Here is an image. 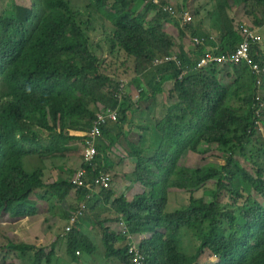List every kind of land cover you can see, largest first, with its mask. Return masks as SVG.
<instances>
[{
	"label": "trees",
	"instance_id": "trees-1",
	"mask_svg": "<svg viewBox=\"0 0 264 264\" xmlns=\"http://www.w3.org/2000/svg\"><path fill=\"white\" fill-rule=\"evenodd\" d=\"M108 1L96 0L93 6L127 37V41L122 43L129 58L153 63L156 58L176 53H170L176 44L161 29L168 23V17L176 19L179 27L182 18H174L166 12L164 17L159 15L153 20L146 19L144 13L139 12L146 0H114L112 4ZM229 1L217 0L220 11L228 8ZM42 4V14L37 17L38 24L27 36L22 27L35 18L31 6L16 4L8 17L0 18V88L3 89L0 94V216L20 192L28 195L44 186L41 171L32 174L26 171L28 158L39 155L41 159L47 160L72 155L73 149L66 145L68 140L63 146L54 142L49 145V140L55 135L59 136L58 133L62 131L66 132V129L81 132L91 129L98 114L90 108L91 103L107 101L109 106L104 112L119 107V81L100 72L98 56L80 23L85 13L72 11L67 0H43ZM165 4H154L153 8L163 7L164 10ZM175 6L180 13L187 10L186 7ZM261 24L263 21L258 23ZM188 28L193 36L202 38L196 33L193 23ZM181 31L186 35V31ZM220 36L216 52L233 51L241 40L238 30L234 29L229 19H226ZM203 49L202 46H196L190 55L181 49L179 54L174 55L183 65H187L198 59ZM255 54L253 51V61L264 67V60ZM228 66L232 67L235 75H241L240 65ZM242 66L245 71L249 70L247 64ZM202 70L189 73L184 81H179L177 66L170 62L143 71L145 87L138 85L141 78L133 81V92L130 91L121 105L118 122L121 126L132 113L141 110L139 102H134L137 94L135 89L141 92L140 103L161 93L166 81H176V86L192 92H187L185 105H174L168 109L169 117L163 122L162 128L157 129L159 148L125 140L130 146L125 145L127 156L136 164L133 174L139 182L154 187L153 197L143 193L135 201L128 202L119 196L112 199L111 206L127 222L130 234L155 237L139 246L146 257V264H194L204 250L214 254L220 261L218 264H264V170L247 160L242 161L246 166L243 169L235 160L238 152L243 154L244 145L251 137L261 135L264 130V95L255 94L256 76L253 73V77L249 74V79H244L243 74L239 83L229 90H223L211 81L203 87H193L195 78L201 80L202 76L197 75V72ZM158 77L160 81L154 88L152 81ZM199 88L200 91L197 90ZM222 92L229 96L243 92L247 111L240 114L224 104ZM257 97H260V101ZM198 101L201 105H198ZM212 108L214 112H210ZM188 111H192V115ZM138 128L142 141L145 139L142 129L145 128ZM108 130L104 129L102 144L98 146V158L102 162L96 165L94 174L104 169V163H109L107 151L117 142L115 138L111 140V146L105 144ZM45 136L49 138L46 142L43 140ZM70 139L76 138L71 136ZM77 139L84 140L83 137ZM210 144H216L220 152L226 155V163L216 169H208V164L198 167L181 164L187 150L188 153L198 154ZM228 148L231 150L230 155L225 152ZM176 175L177 179L167 183V179ZM207 179L216 182L213 183L216 189L206 193L215 196L216 201L207 202L206 198L191 197L188 206L164 214L166 200L161 197L160 187L184 192L189 184L197 186ZM239 179L243 186L252 188L261 200L245 205L237 218L234 211L220 212L217 204L219 192L226 187H234L233 181ZM62 184L64 186L54 183L52 188L53 191H64H55L63 198L73 184L66 180ZM229 191L240 197L238 188L229 187ZM105 193L106 200L113 197L110 191ZM50 196L53 197V194ZM23 211L36 212L35 216L38 215L32 209ZM222 222L226 223L225 228L221 227ZM196 228L200 249L196 255L188 257L182 250V232L187 229L191 233ZM99 230L103 236L106 259L132 264L128 249L116 250L118 239L101 224ZM68 239L67 254L74 263L77 262L78 251L87 255L94 253L92 245L79 231L74 230ZM11 249L17 253L35 250L33 247L17 245H12ZM46 249L37 251L36 260H45L50 264L55 255V244Z\"/></svg>",
	"mask_w": 264,
	"mask_h": 264
},
{
	"label": "rangeland",
	"instance_id": "rangeland-1",
	"mask_svg": "<svg viewBox=\"0 0 264 264\" xmlns=\"http://www.w3.org/2000/svg\"><path fill=\"white\" fill-rule=\"evenodd\" d=\"M67 1H69L72 11L85 13L81 18L80 23L91 40L92 45H90L93 48V51L98 56L100 72L104 75L110 76V78L118 79L120 83L127 81L131 84L130 91L133 92V81L139 79L138 75L140 73L153 67L152 61L148 62L147 60H141L137 62L135 58L128 57L123 49L122 43V41H127V37L93 6V3L96 0ZM42 2L43 0H0V18L8 17L9 14L14 11L16 4L31 6L34 9L35 18L22 27V29H24V35L27 36L38 24L37 17L42 14ZM162 2L166 3L165 5H172L174 7H176L175 5H177V7H186V11H188L193 17L192 23L195 27L196 33L200 37L209 39L211 31H214L213 35H218L222 32L226 17L224 13H222L223 11H220L217 0H157V2L146 0L140 6L139 12H143L146 19L148 18L150 20L156 19L159 15L164 17L166 12L163 10V7L159 9L153 8L154 4L161 5ZM108 3L112 4L114 3V0H109ZM166 20L168 23L163 29H161V31L176 44L170 53L176 52L174 54L177 55L180 53L177 46L183 39H185L183 36L186 37V35L181 31L176 19L168 17ZM206 20L209 22V29L205 24ZM260 46L261 45H259V47ZM256 52L257 50L254 51V53ZM239 68L241 69L240 76L235 75L230 66L215 67L213 69L204 68V70L197 72V75L202 76L201 80L199 81L195 78V82H193L192 86L200 85L203 87L205 83L211 81L217 83L223 88V90H229L233 85L239 83L238 80H240V77L243 74L245 75L242 76L244 79H249V74L253 77L250 69L245 71L242 65L239 66ZM233 74L235 76H233ZM242 82H244V80H242ZM247 82H249V80ZM263 85L264 76L260 77L259 81L256 78L255 94L259 93L261 97L264 95L262 92ZM174 89H176L175 95L165 91V93L163 92L161 94L162 96L155 95L152 99L144 101L145 103L141 104V110L132 113V116L128 118L125 128L123 126L122 129H111L114 133L111 138L108 140L104 138L105 144L110 146L111 140L117 138L116 145L113 146V149L111 148L107 151V158L110 161L113 160L112 164L106 162L104 163V167L113 177L111 189H116L119 195H123L128 202L135 201V198L143 193H147L150 197H153L154 187L146 186L145 183H141L136 179V176L133 174L136 166L135 161H131L132 159H124L127 154L125 145L128 146L127 141L125 140L127 139L130 143L135 141L136 144L140 143V145L146 146L154 145L155 148H159L158 142L160 138L157 129H161L163 122L169 117L168 109L174 105H185L188 100L187 92H192L183 88L181 89L178 86ZM197 90L200 91V88ZM2 91L3 89L0 88V94H2ZM222 95L224 104L226 103L228 107L235 110L237 113L242 114L247 111L243 92L239 95L232 96L222 92ZM197 103L198 105H201L199 101ZM1 106L2 105L0 104V107ZM108 106L107 101L90 104V108L95 113L103 112ZM156 106L163 107V111H158V108L155 110L154 108ZM210 112H214V108L210 109ZM188 113L192 115V111H188ZM117 125L118 127L121 126L120 123ZM138 127L145 128L142 129V134L145 135V139L142 141L139 139L141 131ZM80 134V130L66 129V132L62 131L61 133H58L59 136L55 135V138L50 140L47 136L43 138L44 142L49 140V145L54 142L55 144L58 143L60 146H63L66 140H68L66 145L73 149V153L64 158L55 157L47 160L41 159L39 155L33 157L36 164H33L29 169L30 173L32 174L36 171H41L44 184L47 182H49V184H46V187L37 188V190L29 192L28 195H26L27 193L20 192L16 198L8 203L5 212H3L5 215L2 213L0 216V264H40V262L36 260L37 251L39 249H46L47 247L50 248L53 242L56 244L55 249L59 254L62 251L67 253V243L71 233H67L66 230L69 227L70 218H73L74 216L79 217V220L77 221L78 224L76 223L77 225L74 230H79L83 234L85 233V235H87L86 239L94 248L93 254L87 255V257L85 256L82 259L77 257L78 261L76 264H121L115 259L110 261L106 260L105 250L100 244V239L98 238V236L101 238V235L96 228V223L111 218V215L107 213L110 210L95 212L94 209V207L100 202L101 197H103L102 193L104 191H101L99 188H94L92 191H96L97 194L93 197H88L87 195L89 194V191L81 190V192L84 193V196L77 194L78 200L83 199L81 202L78 201V203H76L75 201H72L70 209H63V206L59 209L61 220L54 217L51 218V214L53 215L52 210L55 211V206L48 207L46 203L36 200V198L43 196V201L47 202V197L54 193L52 189L53 184L59 183L60 186H62L63 181L67 178H72L78 171L83 163V140L81 141L77 139L78 137H82ZM71 136H74L76 139H70ZM187 151L183 154L181 161V164L185 166L192 165L191 167H198L208 164V169H216L219 165L226 163V155L220 152L216 144L206 145L205 149L203 151L201 150L198 154L193 152L188 153ZM225 152L227 155H230L229 152H231V150L228 148ZM235 160L243 169L246 168V166L242 161L247 160L248 163L257 165L264 170V130H262L261 135L251 137L250 141L244 145L243 154L238 152L235 156ZM43 165L49 167V176H45V172L43 171L45 168ZM248 168H250V166H248ZM192 170L194 169L192 168ZM177 177L178 175L167 179V183H172ZM213 183H216L215 180L210 181V179H207V181L202 182L197 186L189 184L184 192H176L166 186L160 187L162 193L161 197L166 200L164 214L167 215V213L174 212L176 209H182L188 206L191 202V197L203 200L206 198L207 202L211 200L216 201L215 196L206 195L207 191L216 189V186H214ZM233 184L234 187H229L238 188L240 197L232 194L229 191V187H226L225 190L219 192L217 206L222 213L234 211L235 216L238 218L245 205L254 204L261 197L257 196L256 193L251 190L252 188L249 189L243 186L240 179L233 181ZM66 202L67 201H65V203ZM49 204L51 205V198ZM60 204L62 205L63 203L60 202ZM58 208L59 207H57V209ZM31 209L37 211L38 215L35 216L36 212L23 211ZM112 211L117 215L115 208L112 207ZM81 212L82 216H80ZM114 216L115 215H112V219L115 220L116 217ZM219 218H221V216H219ZM26 223H28V225ZM225 224V222H222L221 227L225 228ZM105 226L109 227L113 232L117 233V235L127 237V239L121 240L117 244V249L128 248L131 243L129 237H131L138 246L146 240H153L155 238L151 235L134 236V234H130L131 230L128 228V224L123 217L122 221H120V225L114 226L107 223ZM197 228L191 233H189L187 229L182 232V250L188 257H193L200 249L201 243L198 237L199 233ZM12 245L33 247L35 250L32 252L17 253L11 249ZM61 254L64 255L63 253ZM209 255H211V252L208 250L201 251L198 257V259L201 257L200 263L214 264L213 262H215V258L211 257L208 259ZM41 263L46 264L45 262ZM194 264H196V262Z\"/></svg>",
	"mask_w": 264,
	"mask_h": 264
},
{
	"label": "built area",
	"instance_id": "built-area-1",
	"mask_svg": "<svg viewBox=\"0 0 264 264\" xmlns=\"http://www.w3.org/2000/svg\"><path fill=\"white\" fill-rule=\"evenodd\" d=\"M153 1L157 2V0ZM164 11L174 18H182L180 21V28L183 31L189 33L188 26L192 23L193 17L188 11L180 13L179 10L172 5H166L164 7ZM262 28L264 29V20L261 28L240 24L238 32L241 36V40L233 51L218 53L216 52L215 48L207 50L203 49V52L200 54L198 59L187 65H183V62L176 55L172 54L156 58L153 61L152 66L159 67L169 64L170 62H174L179 72L178 80L184 81L189 73L202 70L204 68H209L212 66L225 67L228 65L238 66L247 64L251 69V72L259 81L260 77L264 76V67L253 61L252 52L262 44L263 38L260 33ZM192 40L197 46L206 48L202 38L192 35ZM130 86L131 84L127 81L124 83L119 82L117 93L119 107L117 109H108L105 112L97 114L91 129L82 134L84 137L83 164L78 169L72 180V184L77 188L90 191H92L94 188L105 190H109L111 188L113 179L108 172L100 170L98 173H93L96 165L102 162L98 158V143L100 137H102L104 133V128L109 127L119 121L121 105L125 102L126 96L130 94ZM136 95L134 102H138L141 92L138 91ZM256 99L260 101V97H257ZM80 216H82V212L80 213ZM78 219V216L71 218L69 227L66 230L67 233H71L73 231ZM128 248L129 255H131L132 259V264H146V257L135 242H131ZM211 257L215 258L214 255H210L208 259ZM217 262L218 259L215 258V262L213 263L216 264ZM196 264H201L200 258L197 260Z\"/></svg>",
	"mask_w": 264,
	"mask_h": 264
},
{
	"label": "crops",
	"instance_id": "crops-1",
	"mask_svg": "<svg viewBox=\"0 0 264 264\" xmlns=\"http://www.w3.org/2000/svg\"><path fill=\"white\" fill-rule=\"evenodd\" d=\"M223 13H224L226 19H229L232 22V24L234 26V29H237L238 30L239 25L241 23H244L245 25H248V26H254V27L261 28L262 24L261 25H258V23H260V22H262L264 20V0H230L229 1L228 8L225 9V11H223ZM205 24L208 26V29H209V22L207 20L205 21ZM213 33H214V31H211L210 32L211 35L209 36V39L202 38L204 40L205 47H206V48H204V50L205 49L207 50V49L217 48L216 45L218 44L219 39L221 37L220 36L221 35V32L218 35H213ZM260 33L262 35L263 41H262L261 46L260 47H257V49H256L257 52H256V54L254 56H257L258 55V56H260L264 60V29L263 28L261 29ZM183 37L185 39H183L181 41L182 44L180 42V44L177 46V48H178L179 51L181 49H183V51H185V53H187V54L190 55L192 52L195 51V47L197 45L193 41H191L192 40V37H190V36H188V37L183 36ZM218 53H222V52H218ZM257 63H259V62H257ZM215 67H217V66H212L211 69L212 68H215ZM250 71H251V69H250ZM143 74H144V72L143 73H140L138 75V78H141V81L140 80L138 81V85L141 86V87H145L144 86L145 84L143 83L144 80L142 78L143 77L142 76ZM229 75H230V73H229ZM233 76H235V75L233 74ZM229 80H230V78H229ZM157 81H160L159 77L157 79H153V81H152L153 82L152 86L154 88L156 87ZM175 87H176V81H166V82H164V84L161 87V93H158V95H161L163 92L165 93V91H168L169 93H172V94L175 95L176 94V89H174ZM135 92H137V89H135ZM262 92H264V85H263ZM142 103H145V102L144 101H141V103H139L140 108H141V104ZM157 108H158V111H160V112L163 111V107L156 106L154 109L157 110ZM126 123H127V121H126ZM126 123L124 125H122V127H118V125H112V126H110L108 128L109 130L107 131V134H106V138L105 139L108 140L111 137V135L114 134L112 131H110L111 129H122L123 126L125 128L126 127L125 126ZM124 159H130V158H128V156L126 154V157ZM27 160L28 161H26V163H25V168H26V171L30 172L29 169L33 166V164H36V163H35L33 157H30ZM108 161H109V164H112V161L113 160L110 161L108 159ZM131 161H133V159ZM43 166L45 168V169H43V171L45 172V176H49L48 175V173H49V169L48 168L49 167L46 166V165H43ZM72 180H73L72 178H67L66 179V181H69V182H72ZM46 184H49V182L45 183L43 187H46ZM70 189H71L70 192H68V194H66V196L63 197V198L60 197V196H58L56 194V192H64V191L55 190L56 192L54 191L53 197H51V196L47 197V202H44L43 201L44 200V197L43 196H41L40 198H36V200L39 201V202L46 203L48 205V207L55 206V211L52 210V213H53L54 216L51 214V218L54 217L56 219H60L61 220L59 209L62 208V206H63V209H70V207H71L70 205H71L72 201H75L76 203H78V201L81 202L83 200V199L78 200V198H77L78 195H83L84 196V193L81 192L82 189H79V188L74 187V186L72 188H70ZM110 192L113 194V197L110 196V198L108 200H106V198H105V194L106 193L104 191L102 193V196L104 198L101 197L100 202L94 207V209H95V212L101 211V210H110L112 213L110 211H108L107 213H109L111 215V218L110 219H106V220H102L103 222H97L96 223V228H97L98 232L101 235V238H100V236H98V238L100 239V244L103 246V248H104V242H103L102 232H101V230H99L100 224H101V227L103 225L104 228H106L109 231V233H111L116 239H118L117 243L115 244V249L118 250V251H121L123 249H117L116 246H117V244L121 240L127 239V237L126 236H122V235H117V233L113 232L109 227H106L105 225L107 223L112 224L114 226L120 225V221H122V216H120V215L117 216L116 214H114V212L112 211L111 201H112V199L117 198L119 196H123V195H119V193H118V191L116 189H111ZM47 194H49V193H47ZM95 194H97L96 191L89 192V194L87 196L88 197H90V196L93 197V196H95ZM125 194H126V192H125ZM50 198H51V205L49 204L50 203ZM32 201H33V199H32ZM65 201H67V202L65 203ZM108 201H110V204H109ZM60 202L63 203V204L61 205ZM57 207H59V208L57 209ZM112 215H115L114 217H116L115 218L116 221L114 219H112ZM30 220H32V219H30ZM26 224L28 225V223H26ZM51 224L54 225L53 223H51ZM76 225H75V227H76ZM75 227H74V229H75ZM123 228H125V227H123ZM123 228H120V229H123ZM77 231H79V230H77ZM79 233H81V232L79 231ZM83 235L85 237L87 236V235H85V233ZM129 239H130V242H135L131 237H129ZM52 244H55V243L53 242ZM52 244H51V246H52ZM67 246H68V244H67ZM78 252L80 253V256H81V253H82V256L81 257L76 255L78 258H81L82 259L85 256L87 257V254H85L84 252H81V251H78ZM61 253H63L64 255H62ZM105 258H106V255H105ZM106 260H108V259H106ZM115 260L119 261L118 259H115ZM77 261H78V259H77ZM42 262H45L46 264H48L45 260L42 261ZM40 264H43V263L40 262ZM50 264H74V262L68 256V254L66 252H63L62 251L59 254L58 251H55V255H54L53 260H52V262Z\"/></svg>",
	"mask_w": 264,
	"mask_h": 264
},
{
	"label": "clouds",
	"instance_id": "clouds-1",
	"mask_svg": "<svg viewBox=\"0 0 264 264\" xmlns=\"http://www.w3.org/2000/svg\"><path fill=\"white\" fill-rule=\"evenodd\" d=\"M192 35H193V34H191V33H186V37H188V36L192 37ZM191 41H193V40H191ZM240 66H241V65H240ZM137 92H138V91H137ZM138 102L140 103V98L138 99ZM107 110H108V109H107ZM103 112H104V111H103ZM100 113H101V112H100ZM98 114H99V113H98ZM118 122H119V121H118ZM118 122H117V123H118ZM117 123H115V124H113V125H116ZM111 126H112V125H111ZM109 127H110V126H109ZM109 127H106V128H104V129H108ZM83 133H85V132H81L80 135L82 136ZM103 134H104V133H103ZM82 137H83V136H82ZM83 138H84V137H83ZM102 141H103V135H102V137H100V139H99L98 146L102 144ZM83 142H84V140H83ZM82 164H83V163H82ZM81 166H82V165H81ZM103 167H104V164H103ZM79 168H80V167H79ZM102 170L106 171V170H105V167H104V169H102ZM102 170H101V171H102ZM106 172H108V171H106ZM108 173H109V172H108ZM75 174H76V173H75ZM73 177H74V176H73ZM73 177H72V179H73ZM112 179H113V177H112ZM71 183H72V182H71ZM112 184H113V181H112ZM73 186L76 187L75 185H73ZM111 188H112V186H111ZM111 188H110L109 190L100 189V188H99V189H100L101 191H110ZM82 190L89 191V192H93V191L86 190V189H82ZM120 216H121V215H120ZM78 220H79V219H78ZM75 225H76V224H75ZM74 227H75V226H74ZM73 230H74V228H73ZM71 233H72V232H71ZM134 236H137V235H134ZM142 236H143V235H142ZM135 243H136V242H135ZM126 249H129V248H126ZM128 253H129V252H128ZM76 255H77V256H80V253L77 252ZM211 255H214V254H211ZM209 256H210V255H209ZM214 256H215V255H214ZM200 258H201V257H200ZM215 258L218 259L216 256H215ZM197 260H198V259H197ZM196 262H197V261H196ZM219 262H220V261H219V259H218V262H217L216 264H218Z\"/></svg>",
	"mask_w": 264,
	"mask_h": 264
}]
</instances>
